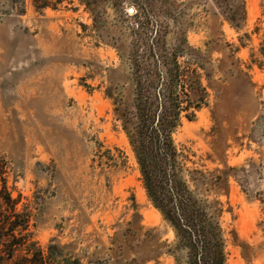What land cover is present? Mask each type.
<instances>
[{"label": "rangeland", "instance_id": "374dc122", "mask_svg": "<svg viewBox=\"0 0 264 264\" xmlns=\"http://www.w3.org/2000/svg\"><path fill=\"white\" fill-rule=\"evenodd\" d=\"M173 50L204 89L171 134L184 187L225 264H264V0H0V172L53 264L187 263L113 104Z\"/></svg>", "mask_w": 264, "mask_h": 264}, {"label": "trees", "instance_id": "16d2710c", "mask_svg": "<svg viewBox=\"0 0 264 264\" xmlns=\"http://www.w3.org/2000/svg\"><path fill=\"white\" fill-rule=\"evenodd\" d=\"M24 1L16 0L20 11ZM63 1L31 0L37 10L56 9ZM181 54L137 55L131 63V99H114V112L130 140L148 198L189 249L186 264H225L221 231L213 215L207 216L185 189L178 158L183 154L171 137L181 117L194 118L202 101L193 96L204 93L196 70L179 61ZM1 174L0 264H53L32 240L30 215L16 210L17 201Z\"/></svg>", "mask_w": 264, "mask_h": 264}]
</instances>
